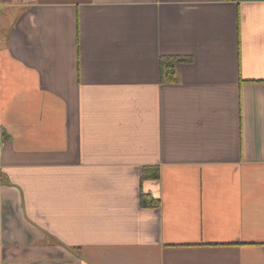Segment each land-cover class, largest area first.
<instances>
[{
    "label": "crops",
    "instance_id": "crops-1",
    "mask_svg": "<svg viewBox=\"0 0 264 264\" xmlns=\"http://www.w3.org/2000/svg\"><path fill=\"white\" fill-rule=\"evenodd\" d=\"M0 145V264H264V0H0Z\"/></svg>",
    "mask_w": 264,
    "mask_h": 264
},
{
    "label": "trees",
    "instance_id": "trees-1",
    "mask_svg": "<svg viewBox=\"0 0 264 264\" xmlns=\"http://www.w3.org/2000/svg\"><path fill=\"white\" fill-rule=\"evenodd\" d=\"M192 58L184 56H161L160 57V76L161 81L165 83L178 82V73L176 66L180 63L190 62ZM152 171H154L152 173ZM143 178H159V169L157 167H145ZM141 204L150 206L152 204L159 205V201L152 199L149 195L141 194Z\"/></svg>",
    "mask_w": 264,
    "mask_h": 264
},
{
    "label": "built area",
    "instance_id": "built-area-1",
    "mask_svg": "<svg viewBox=\"0 0 264 264\" xmlns=\"http://www.w3.org/2000/svg\"><path fill=\"white\" fill-rule=\"evenodd\" d=\"M0 150H1V145H0Z\"/></svg>",
    "mask_w": 264,
    "mask_h": 264
}]
</instances>
